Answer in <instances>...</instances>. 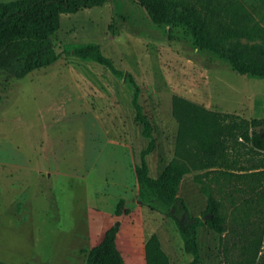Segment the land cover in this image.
Segmentation results:
<instances>
[{
  "label": "rangeland",
  "instance_id": "rangeland-1",
  "mask_svg": "<svg viewBox=\"0 0 264 264\" xmlns=\"http://www.w3.org/2000/svg\"><path fill=\"white\" fill-rule=\"evenodd\" d=\"M173 1L192 9L218 39L264 45V0ZM52 40L60 54L55 64L24 79L0 71V263L87 264L112 227L124 264H146L145 244L154 235L170 264L191 263L175 220L139 197L135 169L149 141L135 121L134 89L106 67L66 54L95 44L141 88L156 139L150 175L160 177L175 162L190 169L177 192L187 210L179 202L174 218L203 217L208 190L222 203L225 233L207 225L197 230L201 264H264V175L206 178L192 164L195 141L174 115L180 98L218 114L223 128L228 114L264 120V79L233 71L196 47L185 28L153 23L135 0L62 15ZM196 117L186 122L200 131ZM223 128L216 138H227ZM238 155V166L247 169L264 156Z\"/></svg>",
  "mask_w": 264,
  "mask_h": 264
},
{
  "label": "trees",
  "instance_id": "trees-1",
  "mask_svg": "<svg viewBox=\"0 0 264 264\" xmlns=\"http://www.w3.org/2000/svg\"><path fill=\"white\" fill-rule=\"evenodd\" d=\"M109 1L30 0L10 7L0 5V71L16 79H24L36 70L55 64L60 59V54L57 53L52 38L61 28L62 15L75 14L88 7H101ZM135 1L145 8L153 23L185 28L191 34L196 47L228 62L233 71L264 79V45L242 43L232 37L218 39L208 32L204 22L185 4L173 0ZM66 54L106 67L114 76L125 77L134 89L132 106L136 113L135 121L142 125V137L149 141L147 147L140 152V164L135 169L140 200L151 209L164 212L175 220L184 251L192 258L190 264H201L197 230L207 225L218 234L225 233L221 201L215 199L212 190H208V210L203 217L188 216L183 222L174 218L172 209L179 202L187 210L183 200L177 197V192L182 176L190 169L185 164L175 162L160 177L153 178L150 175L147 157L154 153L156 139L153 125L139 102L141 88L135 77L117 69L113 61L95 44L74 47L72 51L66 50ZM181 108L185 109V118L180 116ZM194 112L197 113L196 119L202 123L200 131L194 124L188 126L186 122ZM174 115L181 122L182 132L189 134L195 141L193 147L196 149L197 159L192 164L195 170L206 171L203 174L206 178L218 181L219 176L237 175L244 179L249 177L248 175H264V156L258 164L248 169L238 166L239 155L234 157L235 153L244 150L245 155H264V120L249 122L240 116L228 114L223 116V120L228 119L223 128L218 114L180 98L175 99ZM221 128L228 133L225 140L215 136ZM232 158L234 159L229 162ZM229 171H238L240 174ZM117 234L118 227L110 228L102 243L89 252L87 264H124L116 243ZM145 259L146 264H170L156 235L145 244Z\"/></svg>",
  "mask_w": 264,
  "mask_h": 264
},
{
  "label": "water",
  "instance_id": "water-1",
  "mask_svg": "<svg viewBox=\"0 0 264 264\" xmlns=\"http://www.w3.org/2000/svg\"><path fill=\"white\" fill-rule=\"evenodd\" d=\"M207 219V216L203 218V220L205 221Z\"/></svg>",
  "mask_w": 264,
  "mask_h": 264
}]
</instances>
